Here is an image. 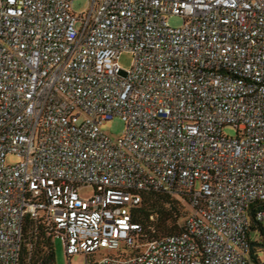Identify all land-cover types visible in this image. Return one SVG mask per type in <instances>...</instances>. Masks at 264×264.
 I'll use <instances>...</instances> for the list:
<instances>
[{
    "label": "built area",
    "instance_id": "obj_1",
    "mask_svg": "<svg viewBox=\"0 0 264 264\" xmlns=\"http://www.w3.org/2000/svg\"><path fill=\"white\" fill-rule=\"evenodd\" d=\"M74 1L0 0V264H21L27 218L69 264H252L264 0ZM146 192L189 200L184 232L140 242Z\"/></svg>",
    "mask_w": 264,
    "mask_h": 264
},
{
    "label": "trees",
    "instance_id": "obj_2",
    "mask_svg": "<svg viewBox=\"0 0 264 264\" xmlns=\"http://www.w3.org/2000/svg\"><path fill=\"white\" fill-rule=\"evenodd\" d=\"M186 207L189 209L190 203L185 197L162 192L144 193L141 206L135 212V220L143 227L144 238H140V242L184 232L185 217L190 212V209L186 212ZM252 232L250 257L253 262L263 264L260 255L264 251V224L254 223ZM53 240L40 222L27 218L21 264H56Z\"/></svg>",
    "mask_w": 264,
    "mask_h": 264
},
{
    "label": "rangeland",
    "instance_id": "obj_3",
    "mask_svg": "<svg viewBox=\"0 0 264 264\" xmlns=\"http://www.w3.org/2000/svg\"><path fill=\"white\" fill-rule=\"evenodd\" d=\"M88 6V0H75L73 3V11L76 13H81ZM169 23L173 27H181L183 25V19L179 16H173L169 19ZM119 65L124 69H131L134 65V56L131 52H123L119 57ZM103 130L107 132L114 140L123 137L126 133V124L121 117H115L103 126ZM224 133L229 136H236V130L233 127H226ZM15 157H10L9 162H15ZM80 194L89 198L94 194V189L92 187H84L80 190ZM190 209V208H189ZM186 207V212L189 210ZM187 216V215H186ZM186 218V217H185ZM254 236V235H252ZM54 253H55V263L56 264H69V260L66 255L65 245L61 238H55L54 240ZM107 252V251H106ZM261 256V260L264 256ZM71 264H86V257L84 255H74L71 258ZM252 264H257L252 262Z\"/></svg>",
    "mask_w": 264,
    "mask_h": 264
}]
</instances>
